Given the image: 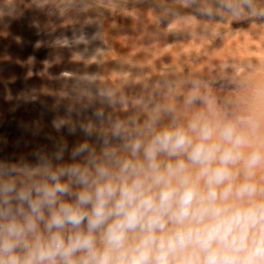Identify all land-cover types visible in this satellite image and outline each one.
I'll return each mask as SVG.
<instances>
[{
  "label": "clouds",
  "instance_id": "clouds-1",
  "mask_svg": "<svg viewBox=\"0 0 264 264\" xmlns=\"http://www.w3.org/2000/svg\"><path fill=\"white\" fill-rule=\"evenodd\" d=\"M198 102L206 110L185 122L149 101L142 123L102 110L95 124L58 119L84 139L0 159V264H264V120L220 116L195 92L184 101Z\"/></svg>",
  "mask_w": 264,
  "mask_h": 264
},
{
  "label": "rangeland",
  "instance_id": "rangeland-1",
  "mask_svg": "<svg viewBox=\"0 0 264 264\" xmlns=\"http://www.w3.org/2000/svg\"><path fill=\"white\" fill-rule=\"evenodd\" d=\"M254 8L238 16L217 0H0V159L51 151L60 139L71 148L83 135L53 121L95 124L93 110L142 123L149 101L185 122L207 108H186L191 92L220 116L264 120V0ZM101 93L126 103L106 105Z\"/></svg>",
  "mask_w": 264,
  "mask_h": 264
}]
</instances>
